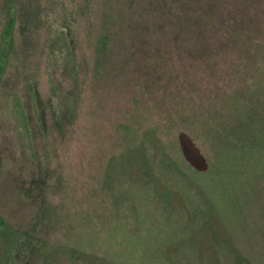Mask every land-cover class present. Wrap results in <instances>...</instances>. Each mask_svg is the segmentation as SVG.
I'll return each instance as SVG.
<instances>
[{
	"label": "rangeland",
	"instance_id": "obj_1",
	"mask_svg": "<svg viewBox=\"0 0 264 264\" xmlns=\"http://www.w3.org/2000/svg\"><path fill=\"white\" fill-rule=\"evenodd\" d=\"M262 38L264 0H0V264H43L39 243L80 236L92 252L115 250L122 239L109 233L119 224L125 235L130 218L128 197L114 206L108 165L146 128L184 167L208 170L210 145L169 120L172 99L187 114L191 87L205 107L219 106L259 78ZM252 206L238 231L254 237L250 256L264 258V204Z\"/></svg>",
	"mask_w": 264,
	"mask_h": 264
},
{
	"label": "trees",
	"instance_id": "obj_2",
	"mask_svg": "<svg viewBox=\"0 0 264 264\" xmlns=\"http://www.w3.org/2000/svg\"><path fill=\"white\" fill-rule=\"evenodd\" d=\"M254 43V65L262 60L259 78L220 95L219 106L211 101L205 107L191 87L187 114L183 98L172 99L169 120L177 128L189 124L194 131L201 130L214 154L210 168L184 167L160 133L146 128L138 144L108 165L106 186L114 206L122 203L123 194L128 197V230L123 235L118 224L109 233L121 238L122 244L99 254L88 250L83 236L74 245L39 243L36 248L43 264H254V260L264 264V258L249 254L253 235L238 231L240 217L250 221L254 217L251 204H264L260 181L264 177V38ZM181 90L177 86L176 94ZM197 171L208 174L213 191L198 181ZM113 213L119 217L117 209ZM55 220L50 218L54 232ZM0 225H4L1 219Z\"/></svg>",
	"mask_w": 264,
	"mask_h": 264
}]
</instances>
